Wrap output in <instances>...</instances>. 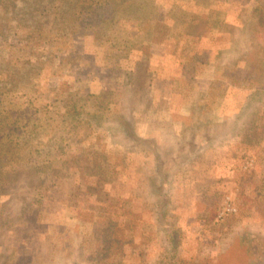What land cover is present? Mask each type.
I'll return each instance as SVG.
<instances>
[{"label":"rangeland","instance_id":"obj_1","mask_svg":"<svg viewBox=\"0 0 264 264\" xmlns=\"http://www.w3.org/2000/svg\"><path fill=\"white\" fill-rule=\"evenodd\" d=\"M119 42L150 59L119 58ZM137 66L143 139L114 119ZM0 90L24 112L14 160L48 173L1 188L0 264H199L241 229L264 233V0H0Z\"/></svg>","mask_w":264,"mask_h":264},{"label":"trees","instance_id":"obj_2","mask_svg":"<svg viewBox=\"0 0 264 264\" xmlns=\"http://www.w3.org/2000/svg\"><path fill=\"white\" fill-rule=\"evenodd\" d=\"M14 3H16L17 6V0H13ZM129 2V1H128ZM132 3V2H130ZM32 13L36 14L38 13L37 9L34 7L30 8ZM53 9H55V6L50 4L49 6V10L53 12ZM91 10V6L88 5V7L86 8V11L89 15ZM118 20L120 22H124L126 23V27L127 26H132L128 20H126L125 18H122L120 16H117ZM116 16H113V14H111L107 20H114L117 19ZM106 20V19H105ZM104 20V21H105ZM140 22L136 25L139 26ZM184 31L187 32V29H185ZM219 32L216 33V35ZM86 34V33H85ZM87 34H92L94 37H97V35L93 32H87ZM210 34V30L207 31L206 36L204 34H201L198 32H196V34H191L192 37H195V41L199 42L201 41L202 38L207 37L208 39L211 38L209 36ZM185 36H187L186 34H183ZM177 35H173L171 37L176 39ZM215 40V39H214ZM213 40V41H214ZM216 41V40H215ZM215 44V42H214ZM215 47L218 48L219 51V46L216 45ZM178 45L176 44L175 46V50H173L174 52L177 50ZM113 49L115 51V53L119 54V58L124 59L125 57L129 58L130 56H133L131 51V46L126 48L123 45V42H119L118 44L113 46ZM200 52V50H199ZM198 52V53H199ZM106 55H104L105 57ZM135 57V60H140L142 61V63L145 60H149V56L145 53H141L140 55H136L133 56ZM196 57L195 52L190 55V63H193L194 58ZM152 59L149 61V63H151ZM180 63V62H179ZM32 65V73H41L42 71V67L41 65V58H37V60L35 59L34 63H31ZM151 73L149 71V69L147 68H140L139 66L134 67L133 69H127L124 72V78L123 81L121 83V89H120V95L121 93H124L126 91H128V94L126 95V97L122 98V100L117 99L114 100L116 103H118L120 101L121 103V107L122 109L119 110L114 119L116 120L117 123V127L120 130V132L126 136L130 135L134 138L140 139L142 137L138 136L136 134V132L134 131L133 124H132V108L131 105L134 103V98H133V92L134 90L139 87L140 85H143V83H141L143 81V74L145 73ZM9 72L6 73V75H8ZM115 88H112V90H102L101 92H104L106 94L109 93V91H113ZM260 90H252L250 92V96H249V100L250 101H254L253 99L257 98L256 95L258 93L262 94L261 92H258ZM111 99V98H110ZM109 101H112L110 100ZM29 103V102H28ZM16 103L13 102L12 106H14ZM259 104V103H257ZM3 105V91L0 90V194H2L1 192V188H3V186L7 185V183L11 184L13 183V180H6L7 177L12 174L11 179L13 178L14 174L15 177L17 178H21V176L23 175V172L29 173L31 172L30 175V180L24 181L26 187H32L34 190L36 189V187H40L39 183H42L47 176L48 173H44V167L42 166H31L28 165L30 167H27L25 169H22V166L24 165L25 162H23L22 164H19L18 161L14 160V158H16L13 154H15L14 151H16L18 149V143L14 141V135L13 132L18 130V120H20V118L23 116L24 117V112L22 110H12L10 111L11 113L9 114L8 111L3 110L2 108ZM67 105L68 106L66 109L65 107ZM61 107L67 112L70 110H74V114H81V113H87L88 112L86 110L83 109L84 105H76L74 103L70 104V103H63L61 104ZM260 107L259 109L256 110V119L255 121L257 122L258 119V114L260 116H263L262 114L264 113V104H259ZM26 110V109H25ZM241 110V109H240ZM244 110V109H242ZM26 112V111H25ZM20 117H19V116ZM33 116L29 115V120H27V125H29L28 127L32 128L33 126ZM90 120L88 118H85V123H88ZM29 123V124H28ZM30 128V129H31ZM28 129V128H26ZM143 139V138H142ZM156 143V142H155ZM4 153H10V156H5ZM63 163V164H62ZM61 163V168L65 169V168H70L71 166L66 164L64 160H62ZM15 164V165H14ZM19 164V165H17ZM27 166V165H24ZM24 170V171H23ZM35 170V171H34ZM42 170V172H41ZM4 171H6L4 173ZM43 173V175H42ZM45 174V175H44ZM3 183V184H2ZM17 185V184H16ZM15 185V186H16ZM36 192V191H35ZM237 250H234V249ZM240 252V254H239ZM199 264H264V233H260V232H256L253 233V231L251 230V234H249L248 236V229H241L240 231L235 233V236L233 237V240L230 241L229 246L222 249L215 257H213L212 259H206L205 261L199 263Z\"/></svg>","mask_w":264,"mask_h":264},{"label":"crops","instance_id":"obj_3","mask_svg":"<svg viewBox=\"0 0 264 264\" xmlns=\"http://www.w3.org/2000/svg\"><path fill=\"white\" fill-rule=\"evenodd\" d=\"M237 25V24H236ZM231 47V46H230ZM211 51H212V55L211 56H209V58H208V60L210 61L211 60V58H214V59H216L215 61H220L221 62V57H222V55H220V53H219V51H218V48L217 47H214L213 48V50H212V48H211ZM220 55V56H219ZM213 59V60H214ZM211 62V61H210Z\"/></svg>","mask_w":264,"mask_h":264}]
</instances>
